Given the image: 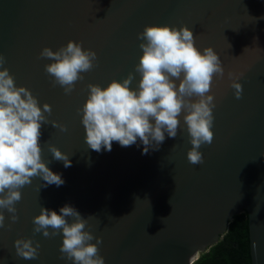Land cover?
I'll return each mask as SVG.
<instances>
[{
    "label": "water",
    "instance_id": "1",
    "mask_svg": "<svg viewBox=\"0 0 264 264\" xmlns=\"http://www.w3.org/2000/svg\"><path fill=\"white\" fill-rule=\"evenodd\" d=\"M150 24L188 26L195 46L201 51L211 46L225 68L224 79L214 77L211 86L214 139L200 148L202 164L188 162L192 145L183 113L177 137L165 133L159 149L148 154L139 140L129 147L113 142L111 151L99 153L85 142L77 109L88 97V85L106 87L135 73L142 55L137 34ZM69 40L93 49L98 59L66 95L45 72L52 61L39 54ZM0 54L17 86L31 89L41 107L51 105L49 121L67 126L62 132L44 124L40 138L42 158L64 184L40 189L44 181L34 177L15 205L18 220L12 223L3 210L0 264H74L61 257L62 231L51 237L33 232L41 206L59 213L66 204L101 221L89 223L102 239L105 264H192L242 212L248 216L250 264H264V0H0ZM228 71L243 73L240 99ZM139 79L135 74L130 87ZM49 144L70 156V167L53 159ZM19 237L39 241L36 259L16 255Z\"/></svg>",
    "mask_w": 264,
    "mask_h": 264
},
{
    "label": "clouds",
    "instance_id": "2",
    "mask_svg": "<svg viewBox=\"0 0 264 264\" xmlns=\"http://www.w3.org/2000/svg\"><path fill=\"white\" fill-rule=\"evenodd\" d=\"M137 38L141 41L142 55L135 65V73L129 72L122 81L112 79L106 87L90 83L88 97L82 108L77 109L88 148L99 153L111 151L113 142L129 147L139 140L143 154H148L159 149L165 133L170 138L177 137L179 117L183 113L192 145L187 152L188 162L202 164L204 158L200 148L210 145L214 139L213 78L222 80L225 77L219 54L211 46L203 51L198 49L193 30L186 25L179 28L167 24L146 25ZM39 55L52 61L45 64V72L52 78L53 85L61 86L66 95L71 94L77 81L84 79V73L96 66L98 59L93 49H85L82 42L74 40L55 51L45 46ZM5 63V56L0 54V228L6 226L5 209L11 213L12 223L18 220L15 205L22 198L21 189L30 185L34 177L44 181L40 189L64 184L62 176L54 173L48 167L50 162L42 158L40 138L44 124L67 131L65 124L49 121L52 113L49 103L41 107L31 89L17 86L9 69L2 67ZM135 74H139L140 79L138 86L133 88L130 85ZM242 76L243 73L227 72L237 99L243 92L239 82ZM176 80H179L178 87ZM48 147L54 160L62 161L66 168L71 166L67 153L54 144ZM91 219L96 220V226L101 223L97 216L84 218L71 205L61 207L59 213L41 206L39 214L33 217V232L51 237L62 231V258L74 264H105L98 247L102 239L94 237ZM109 219L114 218L109 216ZM166 219L162 218V222ZM7 227L11 228V223ZM14 246L18 257L36 259L39 255L40 243L34 244L31 237L17 238Z\"/></svg>",
    "mask_w": 264,
    "mask_h": 264
},
{
    "label": "trees",
    "instance_id": "3",
    "mask_svg": "<svg viewBox=\"0 0 264 264\" xmlns=\"http://www.w3.org/2000/svg\"><path fill=\"white\" fill-rule=\"evenodd\" d=\"M192 264H250L247 213L235 215L223 237Z\"/></svg>",
    "mask_w": 264,
    "mask_h": 264
}]
</instances>
